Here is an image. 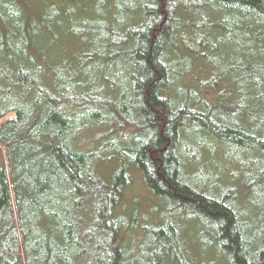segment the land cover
<instances>
[{
	"label": "trees",
	"instance_id": "trees-1",
	"mask_svg": "<svg viewBox=\"0 0 264 264\" xmlns=\"http://www.w3.org/2000/svg\"><path fill=\"white\" fill-rule=\"evenodd\" d=\"M0 264H264V0H0Z\"/></svg>",
	"mask_w": 264,
	"mask_h": 264
},
{
	"label": "rangeland",
	"instance_id": "rangeland-1",
	"mask_svg": "<svg viewBox=\"0 0 264 264\" xmlns=\"http://www.w3.org/2000/svg\"><path fill=\"white\" fill-rule=\"evenodd\" d=\"M53 1H55L59 5H64L69 0H53ZM80 1L86 2L89 0H80ZM152 200L154 199L150 196L149 192L147 191L141 179V176L138 173L134 174V181L132 185L126 190V195L123 202V205L125 206L127 211L135 210L137 211L139 216L147 211L149 212L151 211L153 213H156L151 217H157L159 215L158 213L161 212V209L158 207L156 211H152L153 210L152 208H154L155 205H157L156 202ZM136 233L137 232L135 231L134 235H136Z\"/></svg>",
	"mask_w": 264,
	"mask_h": 264
}]
</instances>
